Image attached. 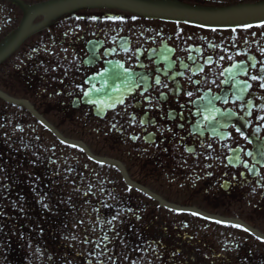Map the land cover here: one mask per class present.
Wrapping results in <instances>:
<instances>
[{"label":"flooded vegetation","instance_id":"1","mask_svg":"<svg viewBox=\"0 0 264 264\" xmlns=\"http://www.w3.org/2000/svg\"><path fill=\"white\" fill-rule=\"evenodd\" d=\"M23 48L13 70L34 102L93 141L81 202L112 242L125 238L131 264H264V21L78 10ZM112 64L126 95L100 119L86 80ZM27 140L49 144L19 137V149Z\"/></svg>","mask_w":264,"mask_h":264},{"label":"water","instance_id":"2","mask_svg":"<svg viewBox=\"0 0 264 264\" xmlns=\"http://www.w3.org/2000/svg\"><path fill=\"white\" fill-rule=\"evenodd\" d=\"M69 0H63L61 1L59 4L56 5V9H62L64 7V5L66 3H68ZM28 11H31L32 8H28ZM162 10H169V11H173L176 14H182V15H186L192 18H196L199 20H203V19H209L210 16L204 12H201L199 9H192V8H180V7H163V6H158V5H154L152 6L148 12L149 13H153V14H157L159 12H161ZM147 12V13H148Z\"/></svg>","mask_w":264,"mask_h":264},{"label":"snow or ice","instance_id":"3","mask_svg":"<svg viewBox=\"0 0 264 264\" xmlns=\"http://www.w3.org/2000/svg\"><path fill=\"white\" fill-rule=\"evenodd\" d=\"M93 19H95V18H93ZM109 19H114V18H109ZM125 71H127V70H125ZM253 79H257V77H252ZM157 83H159V79H157ZM262 86H264V85H262ZM85 95H88V93L87 92H85L84 93ZM188 95L190 96L191 95V93H188ZM241 135H243V133H241ZM249 154H251V153H249ZM239 227V226H238Z\"/></svg>","mask_w":264,"mask_h":264}]
</instances>
